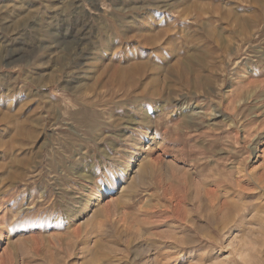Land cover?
Segmentation results:
<instances>
[{"label": "rangeland", "instance_id": "374dc122", "mask_svg": "<svg viewBox=\"0 0 264 264\" xmlns=\"http://www.w3.org/2000/svg\"><path fill=\"white\" fill-rule=\"evenodd\" d=\"M0 264H264V0H0Z\"/></svg>", "mask_w": 264, "mask_h": 264}, {"label": "bare ground", "instance_id": "6f19581e", "mask_svg": "<svg viewBox=\"0 0 264 264\" xmlns=\"http://www.w3.org/2000/svg\"><path fill=\"white\" fill-rule=\"evenodd\" d=\"M128 72V71H127ZM122 75V74H121Z\"/></svg>", "mask_w": 264, "mask_h": 264}]
</instances>
